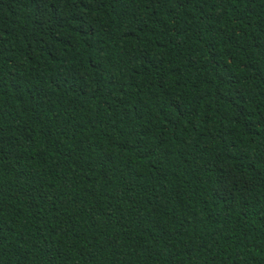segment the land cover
<instances>
[{
    "label": "trees",
    "instance_id": "trees-1",
    "mask_svg": "<svg viewBox=\"0 0 264 264\" xmlns=\"http://www.w3.org/2000/svg\"><path fill=\"white\" fill-rule=\"evenodd\" d=\"M0 264H264V0H0Z\"/></svg>",
    "mask_w": 264,
    "mask_h": 264
}]
</instances>
